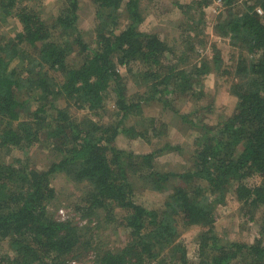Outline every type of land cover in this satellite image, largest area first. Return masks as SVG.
<instances>
[{
	"label": "trees",
	"instance_id": "1",
	"mask_svg": "<svg viewBox=\"0 0 264 264\" xmlns=\"http://www.w3.org/2000/svg\"><path fill=\"white\" fill-rule=\"evenodd\" d=\"M90 1L94 19L87 42L78 27L80 0H59L47 17L33 0H0V20L14 19L20 26L13 37H0V244L6 241L12 253H1L0 264H70L83 249H91L93 264H264V215L256 218L264 211V0H218L222 10L214 30L249 61L239 60L235 69L238 81L231 92L237 104L231 116L216 126L189 121L200 136L190 166L180 172L159 170L155 162L165 152L178 153L179 145L166 142L135 154L114 143L120 134L147 140L165 132L168 126L154 118L143 120L139 130L123 123L142 119L145 104L177 112L179 97L201 96L211 64H222L218 50L211 64L180 70L164 63L168 53L182 62L168 43L137 30L141 0ZM211 1L174 4L199 14L190 26L199 38L203 9ZM124 71L141 90L130 94ZM110 104V122L92 119L105 116ZM37 146L56 157L43 170L26 158L2 156L27 154ZM57 174L83 184L82 206L75 210L84 224L51 217L56 200L51 180ZM137 185L171 191L179 218L136 203ZM229 201L239 204L244 218L258 222L253 243L223 242L215 232L218 209ZM100 218L121 228L120 247L92 246ZM196 226L203 230L192 263L179 241Z\"/></svg>",
	"mask_w": 264,
	"mask_h": 264
},
{
	"label": "rangeland",
	"instance_id": "2",
	"mask_svg": "<svg viewBox=\"0 0 264 264\" xmlns=\"http://www.w3.org/2000/svg\"><path fill=\"white\" fill-rule=\"evenodd\" d=\"M185 0H141L140 11L142 14V22L137 26V30L148 35H157L164 40L176 57L173 59L172 54L168 53L165 64H178L180 70L190 68L202 61L213 62L214 49L218 50L222 64L219 67L211 64V72L203 77L202 95L195 97H179L176 106L177 112L164 109L159 103L151 102L143 107L142 119L140 117H131L124 121V126H134L138 130L142 126V121L150 118L158 119L165 123L168 127L166 131L154 139L129 137L120 134L114 147L126 152L135 154H145L152 150L162 147L166 142L170 145H179L180 151L165 152L156 158V167L163 171H184L191 164V155L195 150L194 140L199 137L200 130H193L189 126V121L199 125L206 124L208 126H216L218 123L227 119L233 113L237 98L231 92V86L238 81L235 75L237 63L241 59L249 61L245 52L239 48L232 47L227 38L218 36L214 30V23L222 8L218 7L216 0H212L204 11V25L201 27L202 36L198 37V32L191 30L190 26L198 21L195 9H189L182 12L174 5L176 2ZM59 0H33L35 8L41 10L42 16H53L58 7ZM90 0H80L79 22L78 27L83 33V37L87 42L91 40V29L93 26L94 12ZM120 26L125 24L123 16L119 18ZM20 26L14 19H7L5 23L0 20V37H13ZM124 78L128 81L127 87L130 88V94L136 89L141 88L132 78L123 72ZM110 111L103 116H91L93 120L108 123L112 120L111 111L114 110L112 104L109 105ZM87 115L88 112L74 111V115ZM184 117V119H183ZM199 135V136H198ZM12 153L2 156L6 157V161L12 158H26L30 165L39 170L46 169L51 163L56 161L55 155L43 147H33L27 154L19 151H11ZM26 154V155H25ZM138 184V183H137ZM51 185L56 190V200L49 207V212L56 220H72L74 224H84L87 220H81L80 214L75 207L82 206L80 202L84 191L83 184L70 181L64 174H57L51 180ZM134 200L136 203L148 209H167L174 219H178L175 215L173 201L169 198V192H154L145 189L142 185H137ZM63 210L64 215L59 213ZM264 215V211L256 214V218ZM93 220L92 225H96L97 221ZM99 228L94 232L95 240L92 243L98 248L110 249L117 248L124 243L123 231L115 228V225H107L104 218H100ZM203 229L200 227H192L180 238V243L185 247L190 262H195V251L197 248V236ZM215 232L223 242H239L251 244L258 237V222L250 221L243 217V211L239 204L229 201L224 207H220L217 212V220L215 223ZM80 251V257L71 260L70 264H93V256L91 249L89 251ZM12 254L8 243L0 244V254ZM75 256H78V254ZM156 264V263H154Z\"/></svg>",
	"mask_w": 264,
	"mask_h": 264
},
{
	"label": "built area",
	"instance_id": "3",
	"mask_svg": "<svg viewBox=\"0 0 264 264\" xmlns=\"http://www.w3.org/2000/svg\"><path fill=\"white\" fill-rule=\"evenodd\" d=\"M215 2H216V4H218V2H219V1H218V0H216ZM256 11H257V13H259V14H261V13H262V12H261V10H260V9H258V8H257V10H256ZM59 213H61L62 215H64V212H63V210H60V211H59Z\"/></svg>",
	"mask_w": 264,
	"mask_h": 264
}]
</instances>
